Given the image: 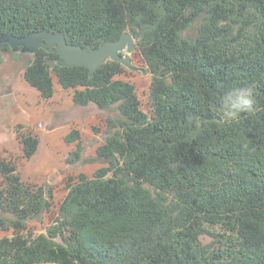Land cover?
I'll list each match as a JSON object with an SVG mask.
<instances>
[{
    "label": "trees",
    "instance_id": "16d2710c",
    "mask_svg": "<svg viewBox=\"0 0 264 264\" xmlns=\"http://www.w3.org/2000/svg\"><path fill=\"white\" fill-rule=\"evenodd\" d=\"M45 29L89 49L130 32L152 74L149 111L117 78L119 61L91 74L45 45L0 41V63L32 52L24 77L43 98L56 76L75 105L106 117L88 158L104 166L79 174L45 232L28 223L51 210L52 184L25 182L0 157V231L14 232L0 239V264H264V0H0V37ZM245 83L260 110L227 124L219 97ZM17 132L32 158L40 138ZM80 138L76 128L65 136ZM83 155L79 142L66 161Z\"/></svg>",
    "mask_w": 264,
    "mask_h": 264
},
{
    "label": "rangeland",
    "instance_id": "374dc122",
    "mask_svg": "<svg viewBox=\"0 0 264 264\" xmlns=\"http://www.w3.org/2000/svg\"><path fill=\"white\" fill-rule=\"evenodd\" d=\"M123 52L128 53L127 50ZM31 56L30 51L22 55L7 52L3 54L0 63V157L13 159L25 182L52 184L55 197L51 210L42 218L28 223L29 230L39 234L45 232L51 224L70 185L78 181L79 174L84 172L93 177L94 172L104 166L99 161H88V158L97 155L98 147L104 143L106 117L94 104L75 105L72 89L58 88L55 96L43 98L39 90L24 77V68ZM130 56L132 66H125L124 72L117 75V78L136 85L142 107L149 111L148 94L152 74L138 48ZM54 80L57 84L56 76ZM18 125L40 138L38 152L30 159L24 156L17 132ZM75 128L80 131L81 138L67 142L65 136ZM79 142L84 145V160L70 165L66 161L67 155ZM13 233V230L0 231V239L12 236Z\"/></svg>",
    "mask_w": 264,
    "mask_h": 264
},
{
    "label": "water",
    "instance_id": "95a60500",
    "mask_svg": "<svg viewBox=\"0 0 264 264\" xmlns=\"http://www.w3.org/2000/svg\"><path fill=\"white\" fill-rule=\"evenodd\" d=\"M2 40H8L12 44L23 45L28 48L40 45L53 48L60 54L64 64L87 66L90 68L91 74H94L96 69L109 58L121 62L124 66L131 67L130 53L137 48L135 39L130 32H125L118 40L104 42L99 47L92 49L69 43L62 32H53L47 29L29 33L21 38L5 35L0 37V41ZM124 50L128 52L126 55L122 54ZM214 117L215 115L211 114V110H208L203 116L204 119L208 120Z\"/></svg>",
    "mask_w": 264,
    "mask_h": 264
},
{
    "label": "clouds",
    "instance_id": "9594fccd",
    "mask_svg": "<svg viewBox=\"0 0 264 264\" xmlns=\"http://www.w3.org/2000/svg\"><path fill=\"white\" fill-rule=\"evenodd\" d=\"M259 110L257 87L254 83L232 87L219 97L217 111L221 119L227 124L238 122L242 114L254 116Z\"/></svg>",
    "mask_w": 264,
    "mask_h": 264
},
{
    "label": "crops",
    "instance_id": "0c3cea01",
    "mask_svg": "<svg viewBox=\"0 0 264 264\" xmlns=\"http://www.w3.org/2000/svg\"><path fill=\"white\" fill-rule=\"evenodd\" d=\"M58 88H59V89H65V88H63L59 83H57V84L55 83V94L57 93L56 89H58ZM71 89H72V91H73V93H72V101H73V96H74V91H75V90H74L73 88H71ZM65 90H69V89H65ZM39 93H40V92H39ZM53 96H55V95H53ZM73 103H74V101H73ZM74 104H75V103H74ZM39 147H40V146H39ZM37 152H38V151H37ZM35 155H36V154H35ZM35 155H34V156H35ZM34 156H33V157H34Z\"/></svg>",
    "mask_w": 264,
    "mask_h": 264
},
{
    "label": "flooded vegetation",
    "instance_id": "af4514ba",
    "mask_svg": "<svg viewBox=\"0 0 264 264\" xmlns=\"http://www.w3.org/2000/svg\"><path fill=\"white\" fill-rule=\"evenodd\" d=\"M124 53V52H123ZM123 55H126L125 53Z\"/></svg>",
    "mask_w": 264,
    "mask_h": 264
}]
</instances>
